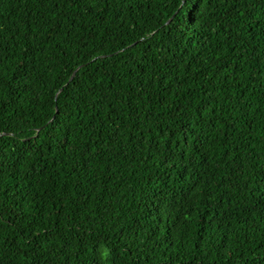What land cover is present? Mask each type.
Wrapping results in <instances>:
<instances>
[{"label": "trees", "instance_id": "1", "mask_svg": "<svg viewBox=\"0 0 264 264\" xmlns=\"http://www.w3.org/2000/svg\"><path fill=\"white\" fill-rule=\"evenodd\" d=\"M0 264H264V0H0Z\"/></svg>", "mask_w": 264, "mask_h": 264}, {"label": "water", "instance_id": "2", "mask_svg": "<svg viewBox=\"0 0 264 264\" xmlns=\"http://www.w3.org/2000/svg\"><path fill=\"white\" fill-rule=\"evenodd\" d=\"M76 72H77V71L74 72V74H73L72 77L70 78V81L73 79V77H74V75H75Z\"/></svg>", "mask_w": 264, "mask_h": 264}]
</instances>
